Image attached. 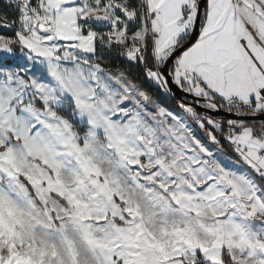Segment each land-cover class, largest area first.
Segmentation results:
<instances>
[{"label":"snow or ice","instance_id":"6c2138e0","mask_svg":"<svg viewBox=\"0 0 264 264\" xmlns=\"http://www.w3.org/2000/svg\"><path fill=\"white\" fill-rule=\"evenodd\" d=\"M0 4V264H264V0Z\"/></svg>","mask_w":264,"mask_h":264},{"label":"rangeland","instance_id":"374dc122","mask_svg":"<svg viewBox=\"0 0 264 264\" xmlns=\"http://www.w3.org/2000/svg\"><path fill=\"white\" fill-rule=\"evenodd\" d=\"M7 9H0V14H3V12H5ZM167 106L170 108H175V110L179 113L180 109L178 107H176L170 100L166 101Z\"/></svg>","mask_w":264,"mask_h":264},{"label":"built area","instance_id":"2783aa9c","mask_svg":"<svg viewBox=\"0 0 264 264\" xmlns=\"http://www.w3.org/2000/svg\"><path fill=\"white\" fill-rule=\"evenodd\" d=\"M0 9H6V8L4 7L3 4H0ZM178 99H179V97L177 96L176 100H170V101L176 106V102Z\"/></svg>","mask_w":264,"mask_h":264},{"label":"water","instance_id":"95a60500","mask_svg":"<svg viewBox=\"0 0 264 264\" xmlns=\"http://www.w3.org/2000/svg\"><path fill=\"white\" fill-rule=\"evenodd\" d=\"M177 96L179 97V94Z\"/></svg>","mask_w":264,"mask_h":264}]
</instances>
